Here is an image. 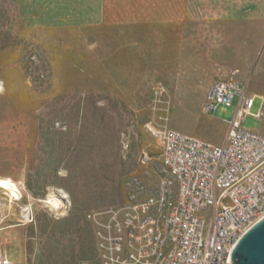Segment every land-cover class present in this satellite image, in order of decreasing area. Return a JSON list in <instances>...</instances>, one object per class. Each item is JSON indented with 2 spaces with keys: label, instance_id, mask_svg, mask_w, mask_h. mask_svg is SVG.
I'll list each match as a JSON object with an SVG mask.
<instances>
[{
  "label": "rangeland",
  "instance_id": "obj_1",
  "mask_svg": "<svg viewBox=\"0 0 264 264\" xmlns=\"http://www.w3.org/2000/svg\"><path fill=\"white\" fill-rule=\"evenodd\" d=\"M159 1L0 0V178L23 196L10 206L0 190L12 261L96 264L87 213L125 202L132 176L140 197L158 191L161 150L144 124L168 116L170 128L221 145L238 98L207 116L212 85L235 79L264 96V0H217L227 20L127 22L149 19ZM262 107L256 98L244 128H261ZM51 195L58 211L40 202Z\"/></svg>",
  "mask_w": 264,
  "mask_h": 264
},
{
  "label": "built area",
  "instance_id": "obj_2",
  "mask_svg": "<svg viewBox=\"0 0 264 264\" xmlns=\"http://www.w3.org/2000/svg\"><path fill=\"white\" fill-rule=\"evenodd\" d=\"M237 98L235 117L227 123L230 129L221 145L170 128L168 116L144 124L161 150V164L183 175L186 196L173 207L168 229L161 228L157 210L171 181L160 179L155 195L140 197L145 188L132 176L125 202L86 215L94 233L96 264H158L159 246H167L165 264H232L240 229L264 214V134L242 126L255 100L235 79L215 83L203 105L212 117L218 106L232 107ZM2 222L0 218V264H23L9 258ZM154 234H161V241H154ZM172 241H179L178 250H171Z\"/></svg>",
  "mask_w": 264,
  "mask_h": 264
},
{
  "label": "bare ground",
  "instance_id": "obj_3",
  "mask_svg": "<svg viewBox=\"0 0 264 264\" xmlns=\"http://www.w3.org/2000/svg\"><path fill=\"white\" fill-rule=\"evenodd\" d=\"M2 89L0 87V93ZM163 165V174L161 176L162 180L171 181L170 186L166 185V192L164 196L163 203L161 205V209L157 210V217L159 218V227L167 228L170 226V221L172 219V209L173 207H178L179 203H182L183 196H186L187 190L184 188V178L183 175H180L179 172L171 170L168 165ZM21 188V187H20ZM0 190L6 191L9 194L10 206L14 204L15 201H20L23 197L19 190V185L11 181L8 178H0ZM24 195V194H23ZM25 197V196H24ZM34 201V199L31 197ZM40 201V200H39ZM40 202H45V204H49L53 210H59L61 206H63L62 201L55 195L49 196L45 200H41ZM16 204V203H15ZM14 204V205H15ZM18 205V204H17ZM264 218V214L261 218L256 221L249 222V225L243 227L239 231V238H242L244 234L251 229L254 225H256L260 220ZM154 241H161V234H154ZM179 241H172L171 250H178ZM167 255V246H159L158 247V264H165Z\"/></svg>",
  "mask_w": 264,
  "mask_h": 264
},
{
  "label": "crops",
  "instance_id": "obj_4",
  "mask_svg": "<svg viewBox=\"0 0 264 264\" xmlns=\"http://www.w3.org/2000/svg\"><path fill=\"white\" fill-rule=\"evenodd\" d=\"M187 2H189V0H174V2L171 4L170 7L169 6L165 7L163 0H162L161 2L160 1L158 2V6L155 8V10H151V12L146 13L149 19L143 20V17H141V19L139 20L130 19L127 22H138L139 23L143 21H155L156 23H164V22L175 23V22H179L182 20H186V19L211 21V20H223V19L227 20L229 18L228 9H226V7L223 6L222 1L219 2L215 0V5H214L213 0H204V5L197 9H192L191 4ZM142 15H144V13ZM250 85H252V81H250ZM248 89H249V84L247 85V87H245V95L247 97H253L255 101H256V98L259 97V99L264 101V96H261L255 93H250ZM205 101H206V96H205ZM254 106H255V102H254ZM250 115H252L251 110H250V113L246 115V117ZM255 116L258 117V119L260 118L264 120V107H262V109L259 110V113L257 112ZM223 124L229 126L227 123H223ZM252 130H255V131H258V133L264 134V123L261 125V128L259 130L258 129L257 130L252 129Z\"/></svg>",
  "mask_w": 264,
  "mask_h": 264
},
{
  "label": "water",
  "instance_id": "obj_5",
  "mask_svg": "<svg viewBox=\"0 0 264 264\" xmlns=\"http://www.w3.org/2000/svg\"><path fill=\"white\" fill-rule=\"evenodd\" d=\"M232 264H264V218L249 229L234 247Z\"/></svg>",
  "mask_w": 264,
  "mask_h": 264
},
{
  "label": "trees",
  "instance_id": "obj_6",
  "mask_svg": "<svg viewBox=\"0 0 264 264\" xmlns=\"http://www.w3.org/2000/svg\"><path fill=\"white\" fill-rule=\"evenodd\" d=\"M84 263V262H83Z\"/></svg>",
  "mask_w": 264,
  "mask_h": 264
}]
</instances>
